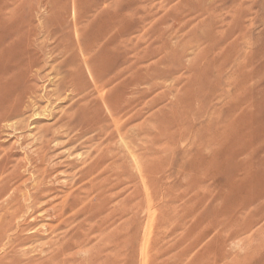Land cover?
Instances as JSON below:
<instances>
[{"label": "rangeland", "instance_id": "rangeland-1", "mask_svg": "<svg viewBox=\"0 0 264 264\" xmlns=\"http://www.w3.org/2000/svg\"><path fill=\"white\" fill-rule=\"evenodd\" d=\"M0 6V264H264V0Z\"/></svg>", "mask_w": 264, "mask_h": 264}, {"label": "bare ground", "instance_id": "bare-ground-1", "mask_svg": "<svg viewBox=\"0 0 264 264\" xmlns=\"http://www.w3.org/2000/svg\"><path fill=\"white\" fill-rule=\"evenodd\" d=\"M17 1V0H16ZM24 1V0H23ZM6 2V1H5ZM5 2H2V3H5ZM2 5H4V4H2ZM0 8H1V6H0ZM3 9H5L4 7H3ZM3 9H1L0 10V12L3 10ZM6 9H8V7L6 6ZM9 11V10H8ZM2 13H3V11H2ZM8 13V12H7ZM9 14V13H8ZM0 15H2L3 16V14H0ZM2 16H0V18L2 17ZM8 18V17H7ZM10 18V17H9ZM150 23V22H149ZM54 31V30H53ZM52 31V32H53ZM108 37V36H107ZM18 38V37H17ZM105 40V39H104ZM6 41V40H5ZM231 45V44H230ZM2 49V48H1ZM6 49H7V46H6ZM6 49H2V51H1V53H6ZM245 50V49H244ZM9 53V52H8ZM189 55V54H188ZM123 57V56H122ZM85 60V59H84ZM113 60V59H112ZM125 60V59H124ZM118 61H119V59H118ZM208 63V62H207ZM31 64V63H30ZM110 65H112V61H111V64ZM109 65V66H110ZM118 65V64H117ZM32 66V65H31ZM147 66V65H146ZM29 67V66H28ZM115 67V66H114ZM114 67H112L113 69H112V71H111V69H110V71H108L109 73L110 72H113L114 71ZM15 68V67H14ZM127 68V67H126ZM151 68V67H150ZM117 69V68H116ZM132 69V68H131ZM147 69V68H146ZM3 70V69H2ZM9 70V69H8ZM11 70V69H10ZM9 70V72H11ZM109 70V69H108ZM135 70H137V69H135ZM5 71H6V69H5ZM94 71V70H93ZM116 71V70H115ZM4 72V71H3ZM8 72V71H7ZM17 72V71H16ZM39 72V71H38ZM118 72H119V70H118ZM117 72V73H118ZM116 73V77L117 78H120L121 79V83H120V81L118 82L120 85H116V87L118 86V87H123L124 89H126V90H128L129 91V89L128 88H132V87H136L137 85H138V83L139 82H137V80L135 81V78H131V79H125V78H123V76H122V74L121 75H118ZM11 74V73H10ZM13 74L14 73H12V75L11 76H13ZM120 74V73H119ZM91 76V75H90ZM131 77V76H130ZM114 79H116L115 77H114ZM6 81V80H5ZM28 81V80H27ZM116 81V80H115ZM12 82V81H11ZM60 83V82H59ZM14 84V83H13ZM103 84H105V82L103 83ZM109 84V83H108ZM105 85H107V84H105ZM112 85V84H111ZM16 86V85H15ZM117 87V88H118ZM72 89H73V87H71ZM107 88V87H106ZM116 88V89H117ZM6 89H9V90H13L14 89V86H12L11 85V83H10V81L9 82H1L0 81V90H6ZM39 89V88H38ZM75 89H78V88H75ZM107 89H109V87L107 88ZM74 90V89H73ZM104 90H106V89H104ZM103 90V91H104ZM113 90V89H112ZM111 89L110 90H107L106 92H107V94L108 95H111V91H112ZM121 90V89H120ZM130 90H132V89H130ZM77 91V90H76ZM78 91H80L79 89H78ZM113 92V91H112ZM125 93V92H124ZM18 95V94H17ZM105 95H106V93H105ZM118 102L119 103H121L120 101H122V100H120L121 98H122V93L120 92H118ZM116 96V95H115ZM101 97V96H100ZM102 98V97H101ZM113 99V97L112 96H110L109 97V100L111 101L112 99ZM22 99V98H21ZM115 99H116V97H115ZM114 99V100H115ZM4 100H6V98L5 99H2V98H0V102H3ZM117 100V99H116ZM116 100H115V102H116ZM113 101V100H112ZM114 102V101H113ZM115 102L112 104V105H114L113 107H114V112L115 113H119L120 111H122V109H121V105L120 104H118V102L116 103L117 105H119V106H115ZM10 105H11V103H9ZM2 106V105H1ZM34 106V105H33ZM12 109H16L15 107H16V105H12V106H10ZM86 107V106H85ZM129 110V109H128ZM0 115H1V113H0ZM2 117V116H1ZM3 118H4V115H3ZM112 124V123H111ZM20 126V125H19ZM104 129V128H103ZM117 129V128H116ZM70 131V130H69ZM118 131V130H117ZM177 133V132H176ZM56 136V135H55ZM83 136V135H82ZM143 137V136H142ZM117 140V139H116ZM199 146V145H198ZM134 159V158H133ZM44 161V160H43ZM38 162V161H37ZM97 162V161H96ZM95 162V163H96ZM135 162V161H134ZM94 163V164H95ZM44 164V163H43ZM96 165V164H95ZM98 165H99V163H98ZM97 165V166H98ZM100 166V165H99ZM20 167V166H19ZM4 168V167H3ZM91 168V167H90ZM16 170V169H15ZM65 173V172H64ZM140 174V173H139ZM93 175V174H92ZM91 175V176H92ZM57 176V175H56ZM90 176V177H91ZM95 176V175H94ZM96 177H97V174H96ZM51 179H52V177H51ZM93 179H94V177H93ZM56 180V179H55ZM147 180H148V178H147ZM93 181V180H92ZM143 181V180H142ZM147 183V182H146ZM14 184V183H13ZM64 184V183H63ZM68 184V183H67ZM53 185V184H52ZM42 186V185H41ZM47 187V186H46ZM49 187V186H48ZM19 188V187H18ZM43 188H45V187H43ZM52 188V187H51ZM88 189H89V187H88ZM16 190L18 191V189L16 188ZM34 190V189H33ZM43 190V189H42ZM48 190V189H47ZM50 190V189H49ZM84 190V189H83ZM83 190H82V192H83ZM16 191V192H17ZM38 191V190H37ZM40 191V190H39ZM85 191V190H84ZM35 192V191H34ZM41 192V191H40ZM85 192H87V191H85ZM98 192V191H97ZM18 193V192H17ZM46 193V192H45ZM48 193V192H47ZM0 194H3V193H0ZM53 194V193H52ZM51 194V195H52ZM78 194V193H77ZM86 194V193H85ZM85 194H83L82 196H84ZM87 194H88V192H87ZM20 195V194H19ZM24 196H25V193L23 194ZM27 195H29V194H27ZM47 195H49V193L47 194ZM56 195V194H55ZM2 196V195H1ZM16 196V195H15ZM81 196V197H82ZM148 200H149V193H148ZM12 197V196H11ZM17 197V196H16ZM27 197V196H26ZM32 197V196H31ZM41 197L42 196H38V194L37 193H34L33 194V199L31 198V199H29L30 201H31V203L33 204V206H35V203L36 202H38L39 200H41ZM44 197V196H43ZM49 197V196H48ZM67 197V196H66ZM80 197V198H81ZM85 198H87V196L85 195L84 196ZM84 197H82V198H84ZM50 198V197H49ZM57 198L58 197H56V196H51V198L48 200V202H47V204H46V207H44V209H42V207H41V209L43 210V212H41V213H47V215L50 217L49 218V220L43 225L44 226V234L46 233L47 234V237L46 238H48V237H51V238H53L54 236H55V234H57L59 231H61V229L62 228H64V226H67V227H70L71 225H70V223L73 221V219H71V217L68 215V210H74V209H72L74 206H76V204H74L73 202H70V201H68V200H66V199H64V200H61V202H59L60 200H57ZM65 198V197H64ZM26 199V198H25ZM62 199H63V197H62ZM73 199H74V197H73ZM78 199V198H77ZM57 200V201H56ZM70 200V199H69ZM76 200V199H75ZM83 200L84 199H82V202H83ZM100 200V199H99ZM27 200H25V202H26ZM58 202V203H56V202ZM87 201V200H86ZM88 201H89V199H88ZM95 202V201H94ZM98 202V201H97ZM26 203H29V202H26ZM93 203V202H92ZM100 204H101V202H99ZM23 204V203H22ZM38 204V203H37ZM41 204V203H40ZM39 204V205H40ZM84 204H85V202H84ZM83 204V205H84ZM43 205V204H42ZM82 205V206H83ZM86 205V204H85ZM107 205V204H106ZM19 206V205H18ZM26 207H28V205H25ZM24 206V207H25ZM41 206V205H40ZM94 206H95V204H94ZM112 206V205H111ZM21 207H23V206H21ZM38 207V206H37ZM80 206H78V208H79ZM98 207V206H97ZM18 208V207H17ZM77 208V207H76ZM81 208V207H80ZM108 208V207H107ZM29 209H31V208H29ZM40 209V208H39ZM91 209V208H90ZM26 210H28L27 208H26ZM35 210H36V206H35ZM104 210V209H103ZM107 210V209H106ZM34 211V210H33ZM33 211H32V214L30 213V212H26V211H22L21 213L23 214V216H25V214H27V213H29L28 215L30 216V215H33ZM39 212V213H40ZM15 213V212H14ZM40 213V214H41ZM71 213V212H70ZM101 213V212H100ZM21 214V215H22ZM75 214V213H74ZM13 215V214H12ZM15 215V214H14ZM16 216V215H15ZM40 216V215H39ZM38 216V217H39ZM37 217V216H36ZM42 217V216H41ZM40 217V218H41ZM45 217V216H44ZM75 217V216H74ZM46 218H48V217H45V219ZM25 219H26V217H25ZM39 219V218H38ZM148 220V219H147ZM16 221V220H15ZM34 221H35V218H34ZM76 222V221H75ZM38 223V222H37ZM90 223V222H89ZM98 223V222H97ZM24 224V223H23ZM72 225H74V224H72ZM22 226V225H21ZM42 226V227H43ZM41 227V226H40ZM66 227V228H67ZM76 227V226H75ZM25 229V228H24ZM43 229V228H42ZM41 229V230H42ZM20 230V229H19ZM64 231V230H63ZM65 232V231H64ZM60 233V232H59ZM67 233V232H66ZM69 233V232H68ZM66 235V234H65ZM57 236V235H56ZM85 236V235H84ZM83 236V234H80V233H78L77 231L75 232V233H72L71 234V239H75V238H77V239H81L82 237H84ZM49 239V238H48ZM44 244V243H43ZM50 244H51V246H53L55 243H54V241L53 242H50ZM78 244H80V243H78ZM78 244H76V245H78ZM67 245H68V243H67ZM81 245V244H80ZM64 246H66V245H64ZM63 246V247H64ZM77 247V246H76ZM70 248V245L69 246H66V248L63 250V254H65V253H67L66 251L68 250ZM26 249V248H25ZM24 249V250H25ZM53 250V249H52ZM70 252H71V250H70ZM48 253V252H47ZM61 255V254H60ZM67 255V254H66ZM89 256V255H88ZM61 257V256H60ZM59 257V258H60ZM67 258H68V256H67ZM73 258V257H72ZM62 259V258H61ZM59 260V259H58ZM63 261H65L64 260V258H63Z\"/></svg>", "mask_w": 264, "mask_h": 264}]
</instances>
